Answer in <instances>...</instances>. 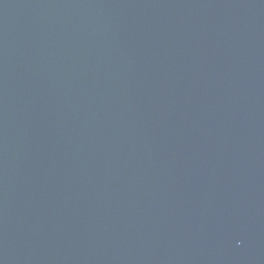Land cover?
<instances>
[{
  "label": "water",
  "instance_id": "95a60500",
  "mask_svg": "<svg viewBox=\"0 0 264 264\" xmlns=\"http://www.w3.org/2000/svg\"><path fill=\"white\" fill-rule=\"evenodd\" d=\"M0 264H264V0H0Z\"/></svg>",
  "mask_w": 264,
  "mask_h": 264
}]
</instances>
